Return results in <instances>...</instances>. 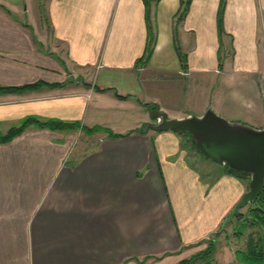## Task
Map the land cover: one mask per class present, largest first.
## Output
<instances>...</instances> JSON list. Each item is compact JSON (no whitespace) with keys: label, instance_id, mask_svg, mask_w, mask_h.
Instances as JSON below:
<instances>
[{"label":"crops","instance_id":"1","mask_svg":"<svg viewBox=\"0 0 264 264\" xmlns=\"http://www.w3.org/2000/svg\"><path fill=\"white\" fill-rule=\"evenodd\" d=\"M180 7L0 0V86L42 83L0 90L1 131L34 115L123 135L85 134L76 148L81 129L32 125L0 143V264H178L242 199L248 178L193 153L179 131L145 127L153 103L264 128V0H193L178 21ZM149 24L156 46L139 65ZM215 264L249 263L234 251Z\"/></svg>","mask_w":264,"mask_h":264},{"label":"water","instance_id":"2","mask_svg":"<svg viewBox=\"0 0 264 264\" xmlns=\"http://www.w3.org/2000/svg\"><path fill=\"white\" fill-rule=\"evenodd\" d=\"M155 123L145 131L179 130L186 132L207 156L248 179V190L228 213L222 225L229 223L240 210L257 201L264 190V128L234 122L208 108L204 114L170 117L159 110Z\"/></svg>","mask_w":264,"mask_h":264},{"label":"trees","instance_id":"3","mask_svg":"<svg viewBox=\"0 0 264 264\" xmlns=\"http://www.w3.org/2000/svg\"><path fill=\"white\" fill-rule=\"evenodd\" d=\"M192 1L193 0H181V7L177 13L178 21H182L185 18V16L187 15L189 11V7ZM218 27H219V32L221 33L223 30L222 16H219ZM155 46H156V34L152 26L149 24L147 50L145 54L143 55V57L138 59L137 64L139 65L146 64L152 57V54L155 50ZM180 56H181L183 63L185 64V56L181 52H180ZM41 84L42 83L39 82L33 85H26V86L15 87V88H7V87L0 86V90L1 91H20V90L27 89V88H35ZM48 84L53 87L62 85L60 83H48ZM97 89L99 91H106L107 88L98 87ZM118 96L120 98H126V96H122V95H118ZM148 105L151 108V112L153 116L156 118L157 113L159 111V105L153 104V103H150ZM32 125L37 126L39 128H43V129L67 131V132L81 129L83 132H86V134H90V135L96 132L104 131L111 138H120L123 136L121 134L114 133L113 131L105 127H100V126L87 127L83 125L80 121H65L61 119L41 120L37 116L31 115V116L24 118L18 125H14L11 128H9L6 132L1 131L0 129V143H8L12 141L14 138L21 135L25 130H27ZM176 131H179V130H176ZM179 132H183V131H179ZM224 167L226 169V166ZM227 171L237 176L247 178L244 174H239L232 170H227ZM234 218L238 219L237 231H236L238 236H242L245 233V230L248 225H251V227H259L260 229V231L256 232L255 235L251 233L249 234L248 244L246 245L244 249H238L236 251L235 253L236 259L243 263L264 264V190L259 195L257 201L249 205V210H248V214L246 215V217L243 215V213H239ZM212 252H213V243L211 241V243L208 244L207 248L198 252L194 256H191L190 258L184 259L178 264H191L192 262L198 261L200 259L205 260V264H211L212 259L210 258V255Z\"/></svg>","mask_w":264,"mask_h":264},{"label":"rangeland","instance_id":"4","mask_svg":"<svg viewBox=\"0 0 264 264\" xmlns=\"http://www.w3.org/2000/svg\"><path fill=\"white\" fill-rule=\"evenodd\" d=\"M181 133H183L185 135V139L186 138L188 139L189 145H190L193 153H198V154L203 155L206 158L214 160L213 158L204 154L199 149V147L195 144L194 140L190 137L189 134H187L186 132H181ZM85 134H86V132H83V133L80 131L77 132V136H78V138L80 136V138L77 140V143L75 144L76 148L78 146H80V147L85 146L83 143V138L85 137L84 136ZM226 170H228V169L226 168ZM248 210H249V205L243 207L239 213H243V215L246 217V215L248 214ZM234 217L225 226L222 225L214 233V235L211 236V238L208 240L207 246L209 243H211V241L213 243V252L210 255V258L212 259L211 264H215L217 262H220V260H224L225 258H228L229 256H231L234 253V251L236 253V251L238 249H244L246 247V245L248 244L249 234L251 233V234L255 235L256 232L260 231L259 227H251V225H248L246 230H245V233L242 236H238L236 233L238 219H236ZM215 238L217 240H215ZM205 246H206V244H203V245L201 244L197 247H192V249H190L187 253L188 254L193 253L192 256H194L198 252L202 251V250H200L197 252L198 249H201L202 247H205ZM190 257H191V255H190ZM198 261L202 264H205V260L200 259Z\"/></svg>","mask_w":264,"mask_h":264},{"label":"built area","instance_id":"5","mask_svg":"<svg viewBox=\"0 0 264 264\" xmlns=\"http://www.w3.org/2000/svg\"><path fill=\"white\" fill-rule=\"evenodd\" d=\"M191 264H202L199 261L192 262Z\"/></svg>","mask_w":264,"mask_h":264}]
</instances>
